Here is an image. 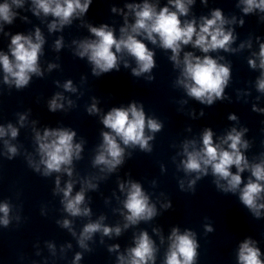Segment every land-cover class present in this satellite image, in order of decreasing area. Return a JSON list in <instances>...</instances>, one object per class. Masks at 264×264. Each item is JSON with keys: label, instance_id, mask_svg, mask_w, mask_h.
<instances>
[{"label": "clouds", "instance_id": "obj_1", "mask_svg": "<svg viewBox=\"0 0 264 264\" xmlns=\"http://www.w3.org/2000/svg\"><path fill=\"white\" fill-rule=\"evenodd\" d=\"M29 0H4L0 3V33L10 36L8 52L0 51V69L3 72L2 83L9 89L21 90L26 88L32 77H44V71L40 66V57L43 54L45 44L44 35L39 27L34 33L25 35L23 33L11 34L4 31L5 25L13 24L19 16V9H25V4ZM93 0H30L31 7L26 9L31 11L36 17L43 15L51 16L53 19L47 25L50 33L62 31L65 26H70L74 19H82L88 12ZM195 0H167V4L159 7L157 3H150L143 0L142 3H127L124 9L113 6L112 13L123 16V26L119 28V36L115 29L108 24L93 26L90 23L86 26L93 38L73 40L75 45L74 55L79 58H87L92 65V75L100 77L112 71H119L123 62L125 68H129L128 60L125 56L135 60L136 67L131 68L134 77H141L144 74L147 81L154 80L151 74L156 66L154 59L155 52L144 42L157 45L170 50L169 59L175 68L180 70V76L176 80L177 86H182L186 95L195 99L199 103L212 106L217 100H230L225 95V89L231 80L230 63H220L218 59L208 55L210 52L223 50L224 52H236L231 45L236 37L231 28L226 25L236 23V18L226 19L220 8L211 11L210 16H201L200 22L196 19L182 20L190 12V6ZM207 3V0H202ZM244 15H249L255 11L264 13V0H239L237 5ZM174 9V10H173ZM132 15V22L129 15ZM25 22L27 16H20ZM264 20V16L261 17ZM239 24L243 26L244 20L240 19ZM257 41L260 37H256ZM191 45L194 49H199L203 56L195 55L191 51L184 52L181 59V51L184 46ZM64 46L63 37L54 42V50L59 52ZM251 48V41L247 42ZM244 43L239 48L243 49ZM255 58L248 59V65L252 69L259 68L260 76L256 81L257 91L264 93V42L259 43L258 53L253 52ZM219 57V60H223ZM257 59L259 63L257 64ZM58 64L49 63L48 70L58 68ZM84 79V78H82ZM59 85V81H56ZM64 91L76 93L78 89L73 85L72 80H67L62 85ZM259 99V98H257ZM93 102L86 108L89 115L100 113L97 107L98 101L95 97ZM65 97L62 93H55L47 102L50 112L65 110ZM182 104L187 101H181ZM69 107L74 105L71 99L67 100ZM252 111L264 114V108H258L255 104ZM204 111L199 112V117L204 116ZM193 119L198 116L195 111L189 113ZM17 124L11 122L7 125L0 124V139L6 149L5 153H0L11 160L19 155V149L9 139L15 140L19 136L20 128L25 127L28 113H17ZM230 121L238 122V117L229 114ZM101 123L107 131H101L102 143L97 147L92 159V166L99 168L100 173L111 174L125 162L126 148L135 149L138 147L142 152H152V141L155 134L163 128V123L155 117L147 116L142 103L132 101L127 107H113L106 114L101 116ZM36 121H32V132L34 133L35 157L32 154L26 155L28 166L43 177H50L57 174L54 180L53 195H61L60 204L63 212L68 217H91V208L86 206V191H95L98 183L94 181L106 179L107 175L89 176L81 181V188L73 194L75 180L73 177V161L82 159L83 139L75 142L77 133L71 128H44L43 132L36 129ZM191 131V128L188 129ZM249 131L247 127L239 130L232 127L224 135L214 140V132L210 127L203 129L199 142L196 139H186L181 145V151L177 155L181 160L177 169L183 171L186 177H191L185 181H178L182 191H195L198 180L211 174L213 184L216 189L225 194H238L240 203L249 210L253 217L260 219L264 217V152H261L251 161L245 155V151L252 145L245 134ZM123 145V146H122ZM245 150V151H242ZM128 152L127 156L131 157ZM38 157V159L36 158ZM175 161V157H173ZM235 168V172L232 169ZM161 171H165L161 165ZM249 172L250 176L244 182L242 174ZM66 174L69 179L61 187L59 174ZM155 181L152 182L155 185ZM119 190L125 193V199L121 202L123 210L120 211L124 223L109 226L103 223L106 219L101 215L97 220H89L77 234L73 221L68 218L57 220L56 223L67 229L76 238L79 248L90 252L88 241L93 240L95 234H101L100 243H104L103 237L111 238L113 235L119 237L123 230L130 226H136L141 221H151L159 212L155 203L150 202V196L145 192L139 182L128 180L119 183ZM163 195V193H161ZM13 205L8 200L0 201V226L7 228L13 220L20 222L21 217L13 213ZM172 207L170 200L161 204V209L167 210ZM44 215L43 211L41 212ZM205 233L214 231L210 223L204 224ZM153 232L160 237V244L165 243L162 230L154 228ZM133 245L126 249L125 253L118 254L117 264H156L159 248L155 241L149 236L147 231H140L133 237ZM52 256L55 257V245L47 243ZM72 245H66L71 249ZM199 243L197 234L191 229L180 231L179 227H173L167 237V248L164 253L162 264H196L198 258ZM120 245L112 244L108 246L109 252L119 253ZM65 247H61V252ZM37 255H40L39 251ZM264 253L258 247V242L252 237L243 239L237 247V264H264L262 259ZM83 258V252H76L72 264H79Z\"/></svg>", "mask_w": 264, "mask_h": 264}]
</instances>
